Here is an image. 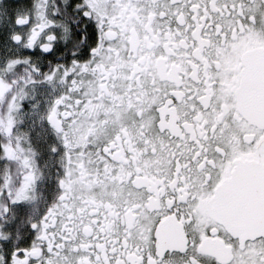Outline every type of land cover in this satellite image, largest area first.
<instances>
[{
	"label": "snow or ice",
	"instance_id": "1",
	"mask_svg": "<svg viewBox=\"0 0 264 264\" xmlns=\"http://www.w3.org/2000/svg\"><path fill=\"white\" fill-rule=\"evenodd\" d=\"M0 264H264V0H0Z\"/></svg>",
	"mask_w": 264,
	"mask_h": 264
}]
</instances>
